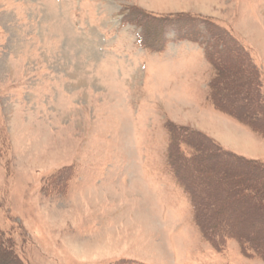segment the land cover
I'll use <instances>...</instances> for the list:
<instances>
[{"label":"rangeland","instance_id":"374dc122","mask_svg":"<svg viewBox=\"0 0 264 264\" xmlns=\"http://www.w3.org/2000/svg\"><path fill=\"white\" fill-rule=\"evenodd\" d=\"M167 150L204 228L264 247V168L232 157L264 161V0H0V242L17 264H264L203 238Z\"/></svg>","mask_w":264,"mask_h":264},{"label":"trees","instance_id":"16d2710c","mask_svg":"<svg viewBox=\"0 0 264 264\" xmlns=\"http://www.w3.org/2000/svg\"><path fill=\"white\" fill-rule=\"evenodd\" d=\"M213 81L218 83L219 78H215ZM211 91H212L211 100L213 102V105L217 109H219L220 111H222V112L224 111L226 113V111L224 109H222L221 107H219V105L217 104V98H215L213 96L214 95L213 91L216 92L217 90H216V88L215 89L212 88V84H211ZM243 125L247 126L246 124H243ZM167 126H169V124H167ZM167 129H168V131L170 133V141H173V139H174L173 132H172L171 129H169V127H167ZM251 130L254 132V129H251ZM184 132H186V131H184ZM193 132H195V131H193ZM195 133H197V132H195ZM190 134H192L191 131H190ZM170 147H171V143H170ZM218 148L220 149L219 146H218ZM167 151H168V155H167L168 159H167V161H169V163L171 165V163L173 162L172 154H171L170 150H167ZM228 153H230V152H228ZM230 155L232 156V153ZM232 157L234 158L235 161H238L242 165L243 164L252 165V163L254 165V164L258 163L257 165L262 166L264 168V161H257V160L256 161H251V160H247V159H245L243 157L234 156V155ZM172 171L177 176L180 185L184 189V192L186 193V195L188 196V198H189V200L191 202L192 213H193V222L199 228V230H200V232H201V234H202L204 239H206L211 244H214L213 245L214 247H216V244H218L217 242H221L220 238H222V242H224L226 239H233V240H235L238 243L239 248L241 250V253L244 256H246V257H258V258H261V259L264 260V247L259 245V243L257 241L253 240L252 235H250V236L249 235H244L241 232L240 229L236 230V228H234V227H232L230 225H227V224L222 225L221 221L216 218L217 216L214 217V221H212L210 224H208L207 228H204V226L200 223V221L198 219L199 208H198V205H196L194 194L182 182V180L179 177V175L177 173V170L174 168V166H172ZM246 194L247 195L249 194L248 191H247ZM251 195H248V196L250 197ZM4 246L5 245L0 242V257L5 256V254H6V256L7 255L9 256L8 258H10V260H12V262H14V263L17 262L18 263L16 258L14 256H12V254L9 253V251ZM1 261H4V260H1Z\"/></svg>","mask_w":264,"mask_h":264},{"label":"crops","instance_id":"0c3cea01","mask_svg":"<svg viewBox=\"0 0 264 264\" xmlns=\"http://www.w3.org/2000/svg\"><path fill=\"white\" fill-rule=\"evenodd\" d=\"M211 113H212V112H210L209 114H211ZM207 114H208V112H207ZM219 114H220V113H219ZM229 120H230V119H229ZM229 120H228V121H229ZM232 122H233V121H232ZM235 122H236V121H235ZM236 123H237V122H236ZM237 124H238V123H237ZM235 126H236V125H235ZM243 126L245 127V125H243ZM240 128H241V127H240ZM245 128L248 129V130L251 132V133L248 132V134H251V135L253 134V131H252V130H250L248 127H245Z\"/></svg>","mask_w":264,"mask_h":264}]
</instances>
